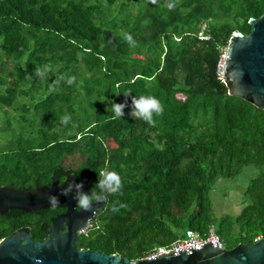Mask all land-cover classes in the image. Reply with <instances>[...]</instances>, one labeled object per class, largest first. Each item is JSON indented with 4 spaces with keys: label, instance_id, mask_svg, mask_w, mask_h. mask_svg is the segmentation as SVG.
<instances>
[{
    "label": "trees",
    "instance_id": "obj_1",
    "mask_svg": "<svg viewBox=\"0 0 264 264\" xmlns=\"http://www.w3.org/2000/svg\"><path fill=\"white\" fill-rule=\"evenodd\" d=\"M263 11L264 0H0V182L28 189L68 173L93 188L116 171L122 190L76 244L130 260L186 229L214 226L227 247L264 237V110L217 74L232 32ZM141 95L164 105L154 127L131 115ZM111 102H126L122 118ZM248 164L258 172L243 207L216 214V179ZM64 209L32 214L35 237Z\"/></svg>",
    "mask_w": 264,
    "mask_h": 264
},
{
    "label": "water",
    "instance_id": "obj_2",
    "mask_svg": "<svg viewBox=\"0 0 264 264\" xmlns=\"http://www.w3.org/2000/svg\"><path fill=\"white\" fill-rule=\"evenodd\" d=\"M250 31L234 30L226 45L222 80L229 83V94L239 96L264 110V11L248 20ZM83 182L88 193L89 182L68 173L58 182L51 178L48 185L21 189L9 183L0 185V214L9 208L37 210L51 207L49 195L59 196L65 211L57 214L46 227L47 237L33 239L31 232L18 231L0 239V264H264V237L238 242L232 247L217 238L198 246L172 249L152 257L130 260L118 253L77 247L81 233L91 226L97 211L105 202L93 203L90 211L79 209L73 193L60 195L68 183ZM75 192V189H73Z\"/></svg>",
    "mask_w": 264,
    "mask_h": 264
},
{
    "label": "clouds",
    "instance_id": "obj_3",
    "mask_svg": "<svg viewBox=\"0 0 264 264\" xmlns=\"http://www.w3.org/2000/svg\"><path fill=\"white\" fill-rule=\"evenodd\" d=\"M157 0H151V3L155 4ZM169 9L175 8V3L170 2L168 4ZM126 39L129 41L131 46L135 47L136 44L132 39L130 34L126 35ZM50 69L47 66L43 68L36 69V73L41 78H44ZM75 77H73L69 83L73 82ZM125 103H114L111 102L112 110L115 113V118H122L124 116L123 109L126 107ZM164 112L163 103L153 95H141L139 98H132V116H137L144 121H146L150 126H155L156 121L154 120V115L160 116ZM71 117L65 115L62 118V123L67 124ZM123 183L121 176L114 170H102L98 173V182L91 189V194L84 193L82 191L83 182L75 183V181L68 183L66 188H63L60 195L67 196L69 193H73V198L76 200V205L79 209L85 211H90L92 209L93 203H101L106 200V197L111 194H116L122 190ZM75 189V192H73ZM96 189H99L97 192ZM48 201L51 206L59 205V196L49 195ZM116 211L117 209H113Z\"/></svg>",
    "mask_w": 264,
    "mask_h": 264
},
{
    "label": "rangeland",
    "instance_id": "obj_4",
    "mask_svg": "<svg viewBox=\"0 0 264 264\" xmlns=\"http://www.w3.org/2000/svg\"><path fill=\"white\" fill-rule=\"evenodd\" d=\"M0 58L4 59L2 52L0 51ZM13 64L7 62L5 65L4 74L8 75L9 70L12 69ZM20 102H27V98H20ZM14 109H10V114H15ZM0 116H2V110H0ZM1 124V120H0ZM5 131H0V137H5ZM9 136L3 138L4 142L7 141ZM258 172V168L253 164H248L243 168V171L236 176L232 177H219L213 184L211 197L213 201V207L216 214L231 213L237 214L243 207V191L250 179L254 177ZM87 230V229H86ZM234 236V235H233Z\"/></svg>",
    "mask_w": 264,
    "mask_h": 264
},
{
    "label": "flooded vegetation",
    "instance_id": "obj_5",
    "mask_svg": "<svg viewBox=\"0 0 264 264\" xmlns=\"http://www.w3.org/2000/svg\"><path fill=\"white\" fill-rule=\"evenodd\" d=\"M51 178H57L58 182H61L64 179V178L60 179V177H58V176H52V177H50V180H51ZM82 181H83V178H82ZM7 183H9L12 187H18V188L23 189L20 185L14 184L12 181H7V180L0 182V185L7 184ZM48 184L49 183H47V184L46 183L34 184L32 188L39 187L41 185H48ZM88 189H89V192L91 194L92 186H91L90 183H89ZM108 203H109V198L107 196L104 208L99 210V211H97L94 218H96L98 216L100 211H103L104 209H106L108 207ZM52 207H55V206H52ZM39 210H41V209H37V210H20V209H16V208H12V209L9 208V209L6 210L5 213L0 214V233H4L2 236H0V239L2 237L8 236V235L13 234V233H16L18 231L31 232L33 239L46 238L47 237V230H46V234L44 236L35 237L34 230L31 228L30 223H29V221H32V220L34 221V219H35V216L32 217L31 215L37 213ZM64 211H65V209H64ZM62 212L63 211H60L59 213H62ZM59 213H57V214H59Z\"/></svg>",
    "mask_w": 264,
    "mask_h": 264
},
{
    "label": "built area",
    "instance_id": "obj_6",
    "mask_svg": "<svg viewBox=\"0 0 264 264\" xmlns=\"http://www.w3.org/2000/svg\"><path fill=\"white\" fill-rule=\"evenodd\" d=\"M225 50L226 48L224 49V52L221 55L220 61L218 63L217 74L221 79L224 71ZM213 238H217L218 242L223 243L220 238V235L216 232L214 226H210L205 234H201L200 232L193 229H186L183 237L171 242L169 245H160L156 247L154 251L148 253L145 257H152L172 249L175 250L179 248H184L185 250H189L190 246H196V245L198 246V248H201V243L211 240Z\"/></svg>",
    "mask_w": 264,
    "mask_h": 264
}]
</instances>
